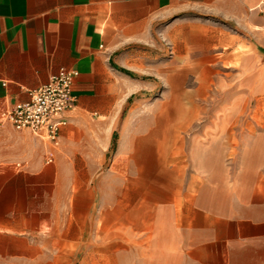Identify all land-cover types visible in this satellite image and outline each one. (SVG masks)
<instances>
[{"label": "crops", "instance_id": "obj_1", "mask_svg": "<svg viewBox=\"0 0 264 264\" xmlns=\"http://www.w3.org/2000/svg\"><path fill=\"white\" fill-rule=\"evenodd\" d=\"M167 18L176 19L166 26ZM155 28L173 45L176 65L193 49L220 55L244 67L251 95L264 103L260 0H0V113L26 102L28 91L59 69L77 73L75 108L56 143L7 123L0 128V264L101 255V211L107 206L94 200V191L86 197L83 167L51 165L67 143L64 135L80 123L100 130L96 144L106 152L131 113L126 103L153 90L154 81L163 83V60H157L152 80L142 69L141 46L164 45L153 40ZM168 184L146 198V222L129 223L132 211L125 215L126 234H143L141 257L167 256L180 264H251L252 257H264V218L254 210L218 204L202 183L183 193ZM116 228L110 226V236ZM115 243L110 240L109 248ZM125 243L131 252L134 241L126 237Z\"/></svg>", "mask_w": 264, "mask_h": 264}, {"label": "rangeland", "instance_id": "obj_2", "mask_svg": "<svg viewBox=\"0 0 264 264\" xmlns=\"http://www.w3.org/2000/svg\"><path fill=\"white\" fill-rule=\"evenodd\" d=\"M175 19L167 18L166 26ZM151 36L164 45L141 46L143 73L152 80L157 60H163L164 81L159 86L154 81L153 90L135 94L126 103L131 113L115 130L114 150L103 151L96 144L100 130L80 123L64 135L67 143L51 165L83 167L86 197L87 191H94V200L107 206L101 211V255L45 258L36 264H180L167 256L141 257L138 243L143 234L125 232V215L132 211L129 223L146 222V198L167 183L182 193L202 183L218 204H236L264 218V103L251 95L244 67L194 49L185 54L184 64L176 65L173 45L156 28ZM195 59L199 64L190 65ZM114 223L116 235L110 236ZM126 237L134 241L131 252ZM114 238L117 247L109 248ZM259 263L264 264V257L251 258V264Z\"/></svg>", "mask_w": 264, "mask_h": 264}, {"label": "built area", "instance_id": "obj_3", "mask_svg": "<svg viewBox=\"0 0 264 264\" xmlns=\"http://www.w3.org/2000/svg\"><path fill=\"white\" fill-rule=\"evenodd\" d=\"M260 4L264 5V0ZM76 76L75 71L59 69L46 84L28 91L26 102L0 113V128L7 123L16 132L25 131L47 143H56L61 129L68 124L67 114L75 108L71 88Z\"/></svg>", "mask_w": 264, "mask_h": 264}, {"label": "trees", "instance_id": "obj_4", "mask_svg": "<svg viewBox=\"0 0 264 264\" xmlns=\"http://www.w3.org/2000/svg\"><path fill=\"white\" fill-rule=\"evenodd\" d=\"M118 71H120L121 73L127 75V76H130L132 77V74L129 73L128 71L126 70H123V69H118ZM115 139H116V133L114 132L113 135H112V140H111V145H110V150L113 151L114 148H115Z\"/></svg>", "mask_w": 264, "mask_h": 264}]
</instances>
